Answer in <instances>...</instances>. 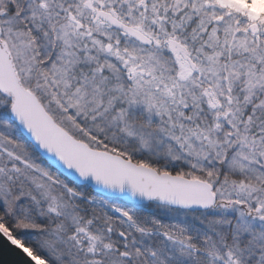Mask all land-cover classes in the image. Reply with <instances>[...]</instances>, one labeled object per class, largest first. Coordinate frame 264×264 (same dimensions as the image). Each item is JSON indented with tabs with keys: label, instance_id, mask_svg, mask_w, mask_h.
I'll list each match as a JSON object with an SVG mask.
<instances>
[{
	"label": "snow or ice",
	"instance_id": "obj_1",
	"mask_svg": "<svg viewBox=\"0 0 264 264\" xmlns=\"http://www.w3.org/2000/svg\"><path fill=\"white\" fill-rule=\"evenodd\" d=\"M0 240L264 264V0H0Z\"/></svg>",
	"mask_w": 264,
	"mask_h": 264
},
{
	"label": "water",
	"instance_id": "obj_2",
	"mask_svg": "<svg viewBox=\"0 0 264 264\" xmlns=\"http://www.w3.org/2000/svg\"><path fill=\"white\" fill-rule=\"evenodd\" d=\"M22 257L5 241L0 240V264H18Z\"/></svg>",
	"mask_w": 264,
	"mask_h": 264
}]
</instances>
